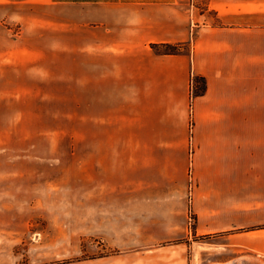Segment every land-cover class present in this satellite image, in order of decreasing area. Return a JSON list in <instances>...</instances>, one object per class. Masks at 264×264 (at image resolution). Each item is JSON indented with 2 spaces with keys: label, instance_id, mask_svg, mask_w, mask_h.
I'll use <instances>...</instances> for the list:
<instances>
[{
  "label": "crops",
  "instance_id": "obj_1",
  "mask_svg": "<svg viewBox=\"0 0 264 264\" xmlns=\"http://www.w3.org/2000/svg\"><path fill=\"white\" fill-rule=\"evenodd\" d=\"M201 1L202 9L198 0H0V62H24L27 69L33 28L89 24V48L114 58L121 96L130 86L149 88L151 100L141 101H149L144 118L152 122L164 101L172 103L180 79L187 96L193 76H204L207 89L192 100L191 154L180 149L173 127L162 133L156 120L154 127L140 126L139 157L145 167L151 162L154 177L194 179L198 230L226 234L218 245L235 249L234 257L210 264H264V5ZM163 43L184 47L171 54L152 47ZM0 199L8 200L0 202V264H48L46 209L18 207L9 193ZM186 249L169 245L89 264H195Z\"/></svg>",
  "mask_w": 264,
  "mask_h": 264
},
{
  "label": "rangeland",
  "instance_id": "obj_2",
  "mask_svg": "<svg viewBox=\"0 0 264 264\" xmlns=\"http://www.w3.org/2000/svg\"><path fill=\"white\" fill-rule=\"evenodd\" d=\"M31 30L27 69L24 62H0V194L14 196L18 207L46 209L48 264H89L177 244L186 246L190 263L234 257V247L218 245L226 234L198 230L194 179L183 184L181 174L171 182L154 177L151 162L145 167L139 157L140 126L154 127L156 120L162 133L173 127L180 149L191 154L196 76L187 96L180 79L172 103L164 101L162 114L145 121L149 101L141 98L149 88L130 86L121 96L114 58L89 48V24ZM152 47L162 52L171 46Z\"/></svg>",
  "mask_w": 264,
  "mask_h": 264
},
{
  "label": "trees",
  "instance_id": "obj_3",
  "mask_svg": "<svg viewBox=\"0 0 264 264\" xmlns=\"http://www.w3.org/2000/svg\"><path fill=\"white\" fill-rule=\"evenodd\" d=\"M165 44L171 47L167 48L165 51H162V53L171 54V53H178L182 51V48H178L176 43H165ZM196 80H197V85H196L194 96L203 94L207 89V82L204 76L196 75Z\"/></svg>",
  "mask_w": 264,
  "mask_h": 264
}]
</instances>
